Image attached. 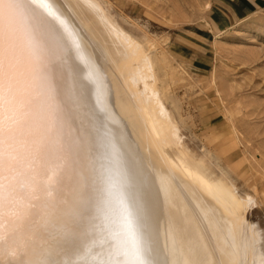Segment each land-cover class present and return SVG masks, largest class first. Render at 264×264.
<instances>
[{"label": "bare ground", "instance_id": "bare-ground-1", "mask_svg": "<svg viewBox=\"0 0 264 264\" xmlns=\"http://www.w3.org/2000/svg\"><path fill=\"white\" fill-rule=\"evenodd\" d=\"M110 18L0 0V264H264L253 197L182 143L154 43Z\"/></svg>", "mask_w": 264, "mask_h": 264}, {"label": "rangeland", "instance_id": "rangeland-1", "mask_svg": "<svg viewBox=\"0 0 264 264\" xmlns=\"http://www.w3.org/2000/svg\"><path fill=\"white\" fill-rule=\"evenodd\" d=\"M94 1L126 34L154 43L147 55L163 64L162 100L182 143L253 197L243 215L264 231L263 10L210 34L211 0Z\"/></svg>", "mask_w": 264, "mask_h": 264}, {"label": "crops", "instance_id": "crops-1", "mask_svg": "<svg viewBox=\"0 0 264 264\" xmlns=\"http://www.w3.org/2000/svg\"><path fill=\"white\" fill-rule=\"evenodd\" d=\"M210 34L223 32L264 8V0H211L208 3ZM205 31V30H204ZM220 35L219 33L216 36Z\"/></svg>", "mask_w": 264, "mask_h": 264}, {"label": "built area", "instance_id": "built-area-1", "mask_svg": "<svg viewBox=\"0 0 264 264\" xmlns=\"http://www.w3.org/2000/svg\"><path fill=\"white\" fill-rule=\"evenodd\" d=\"M263 11H264V8H263Z\"/></svg>", "mask_w": 264, "mask_h": 264}]
</instances>
